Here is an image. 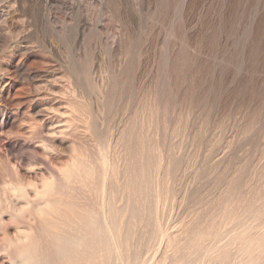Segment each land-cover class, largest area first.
<instances>
[{
  "label": "rangeland",
  "instance_id": "1",
  "mask_svg": "<svg viewBox=\"0 0 264 264\" xmlns=\"http://www.w3.org/2000/svg\"><path fill=\"white\" fill-rule=\"evenodd\" d=\"M81 212L92 264H264V0H0V264Z\"/></svg>",
  "mask_w": 264,
  "mask_h": 264
},
{
  "label": "bare ground",
  "instance_id": "2",
  "mask_svg": "<svg viewBox=\"0 0 264 264\" xmlns=\"http://www.w3.org/2000/svg\"><path fill=\"white\" fill-rule=\"evenodd\" d=\"M137 142V141H136ZM131 146V145H130ZM142 151V150H141ZM133 153H135L134 151H133ZM143 154V153H142ZM141 154V155H142ZM130 156H131V154H130ZM137 156H139V155H137ZM135 157H136V154H135ZM142 157H143V155H142ZM148 157H150V156H148ZM131 158H132V156H131ZM131 158H129V159H131ZM139 158V157H138ZM155 158V157H154ZM145 159V158H144ZM144 159H142V160H144ZM80 160V159H79ZM78 160V161H79ZM136 160V159H135ZM135 160H133V162L135 161ZM81 161V160H80ZM83 161V160H82ZM149 161V160H148ZM101 162V161H100ZM99 162V163H100ZM131 162V161H130ZM144 162V161H143ZM147 162V161H146ZM80 163V162H79ZM98 163V164H99ZM132 163V162H131ZM77 164V163H76ZM83 164V163H82ZM102 164V163H101ZM139 164H141L140 162H139ZM84 165V164H83ZM133 165V164H132ZM143 165V164H142ZM150 165V164H149ZM85 166H86V164H85ZM89 166V165H88ZM140 166V165H139ZM147 166V165H146ZM77 167V166H76ZM82 167V166H81ZM87 167V166H86ZM131 166H129V168H130ZM133 167H135V166H133ZM138 166H136V168H137ZM79 168V167H78ZM99 168H100V170L101 169H103V168H101L100 166H99ZM132 168V167H131ZM136 168H132V169H136ZM139 168V167H138ZM137 168V169H138ZM146 168V167H145ZM148 168V167H147ZM77 169V168H76ZM81 169V168H80ZM84 169V168H83ZM82 169V170H83ZM92 169V171H93V168H91ZM90 169V170H91ZM95 169V168H94ZM132 169H130V170H132ZM142 169V168H141ZM140 169V170H141ZM143 169H144V167H143ZM142 169V170H143ZM74 170V169H73ZM88 170H89V168H88ZM84 171V170H83ZM83 171L81 172V173H83ZM86 171V170H85ZM96 171H98L97 170V168H96ZM95 171V172H96ZM134 171V170H133ZM144 171V170H143ZM147 171V170H146ZM87 172V171H86ZM94 172V171H93ZM137 172H138V174L140 175V172L139 171H136V174H137ZM145 172V171H144ZM75 173V172H74ZM77 173V172H76ZM80 173V174H81ZM88 173H89V171H88ZM88 173H87V175H88ZM98 173V172H97ZM78 174V173H77ZM76 174V175H77ZM92 175H93V173H91ZM129 174V173H128ZM128 174H126V175H128ZM131 175H132V173H130ZM143 174V173H142ZM147 174V173H146ZM82 175V174H81ZM90 175V174H89ZM74 176V175H73ZM80 176V175H79ZM86 176V175H85ZM99 176V175H98ZM129 176V175H128ZM128 176H127V179H128ZM148 176V175H147ZM78 177V176H77ZM77 177H75V178H77ZM93 177V176H92ZM132 178L134 177L133 175L131 176ZM136 177H137V175H136ZM145 177H146V175H145ZM82 178V177H81ZM97 178V177H96ZM132 178H129V180L130 179H132ZM138 178V177H137ZM134 179V178H133ZM146 179V178H145ZM151 179V178H150ZM149 179V180H150ZM96 180H98V179H96ZM135 180V179H134ZM138 180H139V178H138ZM147 180H148V178L145 180V181H142V182H147ZM141 181V180H140ZM151 181V180H150ZM98 182V181H97ZM102 182V181H101ZM132 182V181H131ZM138 182V181H137ZM136 182V183H137ZM123 183H125V181L123 182ZM128 183V182H127ZM140 184V183H139ZM141 184H143V183H141ZM146 184V183H145ZM147 184L149 185V183L147 182ZM147 184L144 186L145 187V189H146V186H147ZM125 185H127V184H125ZM144 185V184H143ZM124 185H122V187H123ZM151 186V185H150ZM16 187V186H15ZM15 187H13V189L15 188ZM125 187V186H124ZM17 188V187H16ZM14 189V191H16L17 189H19V188H17V189ZM129 188V187H128ZM127 188V189H128ZM21 190L23 189V188H20ZM148 190H151L150 188L148 189ZM20 191V190H19ZM125 191V190H124ZM11 192H12V190H11ZM130 192V191H129ZM134 192V191H133ZM133 192L131 191V194L132 195H134L133 194ZM151 192V191H150ZM149 192V193H150ZM154 192V191H153ZM20 193V192H19ZM18 193V194H19ZM128 193V192H127ZM155 193V192H154ZM157 193V192H156ZM21 194V193H20ZM23 195V194H22ZM136 195V194H135ZM154 195V194H153ZM16 196H19V195H16ZM24 196H27L26 195V192H25V195H23L21 198H23L24 199ZM137 196V195H136ZM148 196H150V194L148 195ZM132 197H134V196H132ZM152 197V196H151ZM159 197V196H158ZM17 198H19V197H17ZM25 198H27V197H25ZM135 198V197H134ZM149 198V197H148ZM153 198H155V197H153ZM152 198V199H153ZM29 199V198H28ZM133 199V198H132ZM2 200V199H1ZM26 200V199H25ZM24 200V201H25ZM52 200V199H51ZM51 200H49V201H51ZM55 200V199H54ZM58 200V199H57ZM136 200H138V199H136ZM23 201V202H24ZM48 201V202H49ZM30 202V201H29ZM47 202V201H46ZM45 202V203H46ZM47 202V203H48ZM155 202V201H154ZM26 203V202H25ZM24 203V204H25ZM51 203V202H50ZM53 204H54V202H52ZM61 203V202H60ZM64 203V202H63ZM56 204V203H55ZM96 204V203H95ZM94 204V205H95ZM150 204V203H149ZM26 205V204H25ZM28 205V204H27ZM39 205V204H38ZM42 205H44V203L42 204ZM57 205V204H56ZM64 205V204H63ZM67 205V204H66ZM70 206L72 205V204H69ZM93 205V204H92ZM41 206V205H40ZM53 206V205H52ZM55 206V205H54ZM97 206V205H96ZM22 207V206H21ZM38 207V206H37ZM57 207H59V206H57ZM93 207V206H92ZM135 207V206H134ZM15 208H17V207H15ZM20 208V207H19ZM48 208V207H47ZM56 208V207H55ZM71 208V207H70ZM151 208V207H150ZM26 209V208H25ZM34 209H36V208H34ZM68 209V208H67ZM82 209V208H81ZM96 209L98 210V208L96 207ZM96 209H95V211H96ZM40 210V209H39ZM44 210H45V208H44ZM47 210H49V209H47ZM46 210V211H47ZM55 210V209H54ZM64 210V209H63ZM63 210H61V211H63ZM76 210V209H75ZM132 210V209H131ZM261 210V209H260ZM10 211V210H9ZM8 211V212H9ZM24 211V210H23ZM52 211V210H51ZM57 211V210H56ZM67 211V210H66ZM70 211H72V210H70ZM79 211V210H78ZM92 211V210H91ZM100 211V210H99ZM135 211V210H134ZM133 211V212H134ZM31 212H34L33 210L31 211ZM38 212V211H37ZM42 212V211H41ZM86 212V211H85ZM98 212V211H97ZM15 213V212H14ZM50 213V212H49ZM57 213V212H56ZM61 213V212H60ZM82 213V212H81ZM93 213V212H92ZM140 213V212H139ZM24 214H26V213H24ZM23 214V212H22V215H24ZM35 214V213H34ZM64 214V213H63ZM62 214V215H63ZM70 214V213H69ZM83 214V213H82ZM87 214H88V212H87ZM94 214V213H93ZM96 214V213H95ZM32 215V214H31ZM38 215V214H37ZM43 215V214H42ZM52 215V214H51ZM61 215V216H62ZM65 215V214H64ZM79 215V214H78ZM99 215V214H98ZM98 215H96V216H98ZM141 215V214H140ZM21 216V215H20ZM24 216H28L27 214L26 215H24ZM36 216V215H35ZM69 215L67 214V217H68ZM74 216H75V214H74ZM95 216V217H96ZM136 217L137 215H133L132 217ZM150 216H152V215H150ZM17 217V216H16ZM25 217V218H26ZM44 217V216H43ZM52 217H54V216H52ZM57 217V216H56ZM56 217H54V218H56ZM76 217V216H75ZM103 217V216H102ZM120 217V216H119ZM129 217V216H128ZM79 218V217H78ZM138 218V217H137ZM141 218H142V216H141ZM27 219V218H26ZM29 219V218H28ZM48 219V218H47ZM71 219V218H70ZM80 219V218H79ZM103 219V218H102ZM101 219V220H102ZM44 220H46V219H44ZM44 220H42V221H44ZM49 220V219H48ZM51 220V219H50ZM57 220V219H56ZM82 222H81V230H82V235H81V243H82V245L85 247V249H86V251H87V254H83V255H88L86 258L87 259H85L84 260V263L86 264L87 262H85V261H88L89 263L88 264H92L93 262H94V258H95V253H94V249H95V247H97V246H101L103 249H106L105 248V245H103L102 244V242H100V239H98L97 238V234L99 233V231H101V232H103V231H105L106 232V230L104 229L103 231H102V228H104V227H102L101 228V226L100 227H98V226H95V219H93V218H91V217H84V214H83V217H82ZM24 221V220H23ZM47 221V220H46ZM71 221V220H70ZM100 221V220H99ZM51 222V221H50ZM76 222V221H75ZM101 222V221H100ZM127 222V221H126ZM129 222H131V221H129ZM46 224H47V222H45ZM45 223H44V225H45ZM57 223V222H56ZM59 223V222H58ZM68 223V222H67ZM95 223V224H94ZM102 223V222H101ZM100 224V223H99ZM125 224V223H124ZM215 224V223H214ZM48 225V224H47ZM50 225V224H49ZM77 225V224H76ZM97 225V224H96ZM126 225V224H125ZM128 225V224H127ZM58 226V225H57ZM70 226H73V223H72V225H70ZM70 226H69V228H70ZM79 226V225H78ZM103 226H104V224H103ZM209 226V225H208ZM47 227V226H46ZM210 227H211V225H210ZM213 227H215V225L213 226ZM43 228V227H42ZM45 228V227H44ZM48 228V227H47ZM72 228V227H71ZM70 228V229H71ZM74 228V227H73ZM76 228V227H75ZM107 228V227H106ZM216 228V227H215ZM21 229V228H20ZM19 229V230H20ZM67 229V228H66ZM65 229V230H66ZM189 229V228H188ZM191 229V228H190ZM189 229V230H190ZM206 229H208V228H206ZM17 230V229H16ZM67 230H69V229H67ZM60 231V230H59ZM62 231V230H61ZM72 232H73V230H71ZM127 232H128V230H126ZM195 231V230H194ZM201 231H203V230H201ZM212 231H213V229H212ZM18 231H16V233H17ZM45 232V231H44ZM79 232V231H78ZM81 232V231H80ZM146 232V231H145ZM191 232V231H190ZM193 232V231H192ZM215 232V231H214ZM46 233V232H45ZM62 233V232H61ZM65 232H63V234H64ZM76 233V232H75ZM147 233H149V232H147ZM153 233V232H152ZM209 232H207V234H208ZM213 233V232H212ZM47 234V233H46ZM45 234V235H46ZM51 235H50V237H51V239H52V245H51V247H49V248H47V249H43V250H41L39 253H37V251L35 250V248H34V245H35V243H33V248L32 247H29L28 246V248L27 249H29V251H30V253H31V256H29V259H28V262L27 263H29V264H63V260H64V257L66 256H63L64 255V253L65 252H67L68 251V248H67V246H66V244H67V240H65L64 238L65 237H63V235H61V234H54L53 233V231H52V233H50ZM69 234V233H68ZM101 233H99V235H100ZM128 234H129V232H128ZM127 234V235H128ZM197 234V233H196ZM205 234V233H204ZM206 234V235H207ZM216 235L218 234V233H215ZM214 234V235H215ZM17 235V234H16ZM97 235V236H96ZM103 235V234H102ZM104 235H105V233H104ZM145 235H147L148 236V234H145ZM191 235V234H190ZM193 235V234H192ZM210 235V234H209ZM212 235V234H211ZM18 236H19V233H18ZM44 235H42L40 238H42ZM68 236V235H67ZM78 236H80V235H78ZM101 236V235H100ZM189 236V235H188ZM187 236V237H188ZM196 236V235H195ZM199 236V239L201 238L200 237V235L199 234H197V237ZM205 236V235H204ZM204 236H203V239H204ZM208 236V235H207ZM29 237V236H28ZM71 237V236H70ZM102 237V236H101ZM145 237V236H144ZM216 237V236H215ZM214 237V238H215ZM241 237V236H240ZM24 237H22V239H23ZM77 238V237H76ZM185 238V237H184ZM196 238V237H195ZM194 238V239H195ZM208 238V237H207ZM211 238V237H210ZM213 238V237H212ZM242 238H243V236H242ZM16 239V238H15ZM15 239H14V241H15ZM20 239V238H19ZM21 239V240H22ZM46 239V238H45ZM106 239V238H105ZM140 239V238H139ZM187 239H189V237L187 238ZM193 239V240H194ZM202 239V240H203ZM244 239V238H243ZM30 240V239H29ZM34 240V239H33ZM43 240H44V238H43ZM50 240V239H49ZM48 240V241H49ZM142 240H143V238H142ZM145 240H146V238H145ZM197 240V239H196ZM11 241H12V239H11ZM17 241V240H16ZM24 241V240H23ZM35 241V240H34ZM38 241H39V238H38ZM37 241V242H38ZM45 241V240H44ZM47 241V240H46ZM68 241H69V239H68ZM184 241V240H183ZM185 241H186V239H185ZM188 241V240H187ZM190 242H188V243H191L192 241H191V239L189 240ZM214 241V240H213ZM32 242V241H31ZM30 242V243H31ZM36 242V241H35ZM36 242V243H37ZM72 242V241H71ZM109 242V241H108ZM195 242V241H194ZM198 242V241H197ZM200 242V241H199ZM204 242V241H203ZM26 243H27V241H26ZM77 243V242H76ZM196 243V242H195ZM205 243V242H204ZM14 244H17V243H14ZM42 244V243H41ZM221 244V243H220ZM28 245H29V242H28ZM36 245H38V244H36ZM47 245V244H46ZM50 245V244H49ZM75 245V244H74ZM125 245H127V243L125 244ZM183 245H185V244H183ZM200 245H201V243H200ZM204 245V244H203ZM212 245V244H211ZM215 245V244H214ZM249 245V244H248ZM17 246V245H16ZM27 246V245H26ZM182 246V245H181ZM185 246H187V245H185ZM184 246V247H185ZM190 246V245H189ZM189 246H187V248L189 247ZM195 246V245H194ZM246 246V245H245ZM37 247V246H36ZM38 247H39V245H38ZM37 247V248H38ZM98 247V248H99ZM107 247V246H106ZM178 247V246H177ZM180 247V246H179ZM201 247V246H200ZM247 247V246H246ZM245 247V248H246ZM79 248V247H78ZM182 248H183V246H182ZM182 248H180V249H182ZM192 248V247H191ZM197 248H199V247H197ZM206 248V247H205ZM208 248H209V246H208ZM244 248V249H245ZM250 248V247H249ZM14 249H15V246H14ZM39 249H41V248H39ZM81 251L83 250V249H81V248H79ZM179 249V248H178ZM179 249V250H180ZM184 249H186V248H184ZM184 249H182V250H184ZM203 249V248H202ZM221 249H223V248H221ZM220 249V250H221ZM225 249V248H224ZM16 250H18L17 249V247H16ZM177 250V249H176ZM187 250H189V249H187ZM187 250H185V251H187ZM193 250H194V247H193ZM196 250V249H195ZM76 251H78V252H80L79 250H76ZM75 251V252H76ZM106 251V250H105ZM184 251V252H185ZM189 251H191V249L189 250ZM197 251H199L200 252V250H197ZM194 252V251H192V252H194L195 254L197 253V255H199L198 254V252ZM224 251V250H223ZM21 252V254H22V251H20ZM20 252H19V254H20ZM73 252V251H72ZM72 252H71V254H72ZM102 252V251H101ZM183 252V251H182ZM74 253V252H73ZM85 253V252H84ZM102 253H104V251L102 252ZM181 253V252H180ZM224 253V252H223ZM18 254V256L20 257L21 255H19ZM68 254V253H67ZM75 254V253H74ZM80 254V253H79ZM185 254H186V252H185ZM190 254V253H189ZM195 254H193V255H195ZM220 254V253H219ZM69 255V254H68ZM97 255H99V254H97ZM101 255V254H100ZM108 255V254H107ZM174 255H175V253H174ZM173 255V256H174ZM181 255H184L183 253L181 254ZM197 255H195L196 257H199V256H197ZM221 255V254H220ZM16 256V255H15ZM75 256V255H74ZM111 256V255H110ZM186 257L187 256H189V255H185ZM257 256V255H256ZM10 257V256H9ZM82 257V256H81ZM80 257V258H81ZM84 257V256H83ZM176 257V256H175ZM174 257V258H175ZM178 257V256H177ZM181 257V256H180ZM185 257V258H186ZM194 257V256H193ZM205 257V256H204ZM23 258V257H22ZM72 258V257H71ZM79 258V259H80ZM97 258V257H96ZM102 258V257H101ZM128 258V257H127ZM135 258V257H134ZM192 258V255L190 256V258H188V259H191ZM246 258V257H245ZM20 259V258H19ZM25 259V258H24ZM105 259V258H104ZM180 259V258H179ZM182 259H183V257H182ZM187 259V258H186ZM193 259H196L197 260V258H193ZM199 259V258H198ZM218 259V258H217ZM225 259V258H224ZM250 259V258H249ZM72 260H74V259H72ZM76 260H77V258H76ZM99 260V259H98ZM102 260V259H101ZM221 260V259H220ZM226 260V259H225ZM17 261V260H16ZM70 261V260H69ZM80 261V260H79ZM79 261H78V263H79ZM100 261V260H99ZM191 261V260H190ZM193 261V260H192ZM11 262H13V260L11 259ZM15 262V261H14ZM18 262V261H17ZM67 262V261H66ZM76 262V261H75ZM103 262V261H102ZM110 262V261H109ZM254 262V261H253ZM16 263V262H15ZM22 263V262H21ZM81 263V262H80ZM115 263V262H114ZM262 263V262H261ZM23 264V263H22ZM25 264V263H24ZM71 264V263H70ZM73 264H75V263H73ZM95 264H96V261H95ZM104 264V263H103ZM110 264V263H109ZM113 264V263H112ZM250 264H251V262H250ZM255 264V263H254Z\"/></svg>",
  "mask_w": 264,
  "mask_h": 264
}]
</instances>
